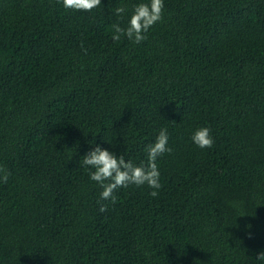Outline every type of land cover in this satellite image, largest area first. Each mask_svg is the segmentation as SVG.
Masks as SVG:
<instances>
[{
  "label": "trees",
  "instance_id": "16d2710c",
  "mask_svg": "<svg viewBox=\"0 0 264 264\" xmlns=\"http://www.w3.org/2000/svg\"><path fill=\"white\" fill-rule=\"evenodd\" d=\"M163 2L136 44L150 0H0V264H264V0ZM161 129L158 196L102 200L83 157L146 165Z\"/></svg>",
  "mask_w": 264,
  "mask_h": 264
},
{
  "label": "clouds",
  "instance_id": "9594fccd",
  "mask_svg": "<svg viewBox=\"0 0 264 264\" xmlns=\"http://www.w3.org/2000/svg\"><path fill=\"white\" fill-rule=\"evenodd\" d=\"M65 9L76 11L91 12L102 7V0H62ZM164 2L163 0H150V3H140L133 7L129 26L124 29L119 24L113 25V41H119L122 37L140 44L147 39L146 33L158 22L163 19ZM126 8L121 6L115 9V14L121 16ZM83 47V45H81ZM86 51V50H85ZM167 129H161L154 144L146 149L148 153V162L146 165L139 166L131 161H126L123 155L117 156L107 149L96 146L94 150L88 152L83 157V165L94 169L89 172L90 179L97 182L103 189L101 192L102 200H111L116 203L114 192L120 188H127L129 185L144 186L155 189L150 193L152 197L158 196L160 184V172L156 163L157 158L165 153H171L172 149L168 147ZM193 143L201 149L211 148L214 145V138L208 127H202L195 131L192 136ZM11 173L0 166V181L7 183ZM101 212L107 211V205L99 209ZM258 261H264V251L257 254Z\"/></svg>",
  "mask_w": 264,
  "mask_h": 264
}]
</instances>
